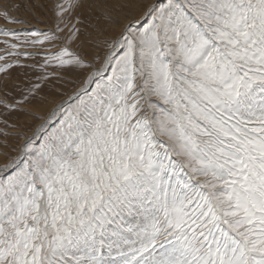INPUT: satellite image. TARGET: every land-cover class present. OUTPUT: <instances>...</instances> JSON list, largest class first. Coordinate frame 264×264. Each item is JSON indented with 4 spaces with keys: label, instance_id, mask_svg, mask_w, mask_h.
<instances>
[{
    "label": "snow or ice",
    "instance_id": "1",
    "mask_svg": "<svg viewBox=\"0 0 264 264\" xmlns=\"http://www.w3.org/2000/svg\"><path fill=\"white\" fill-rule=\"evenodd\" d=\"M80 6L58 0L55 31L2 30L62 41L41 68L86 75L0 166V264H264V0L124 5L94 61L70 47Z\"/></svg>",
    "mask_w": 264,
    "mask_h": 264
},
{
    "label": "rangeland",
    "instance_id": "2",
    "mask_svg": "<svg viewBox=\"0 0 264 264\" xmlns=\"http://www.w3.org/2000/svg\"><path fill=\"white\" fill-rule=\"evenodd\" d=\"M57 2L58 0H0V5L21 3L23 7L17 11H12L11 15L16 17L17 20L25 21V23H10L0 16V56L5 57L4 60H0V64L19 61L18 64L14 63V66L8 69L6 73H0V129L9 133L8 136L0 134V166L8 162L10 158L18 155L22 145L21 142L23 141L22 136H31L37 121L43 114L47 113L46 109L38 111L33 106L44 105L45 107H49L55 101H58L60 104L67 101L69 94L77 90L80 86L81 78L86 75L82 70L73 67L60 68L49 66L41 68L44 57L57 53L62 46V41L45 42L43 46L36 47H32L30 43H21L25 32L34 30L55 31L54 25L57 19L55 16V4ZM80 3L82 6L75 9L72 13V21L74 22L76 17L80 18L82 21L80 24L81 38H84L91 32L92 27L94 28L93 23L95 22L92 19L96 20V18H99V13L95 11L94 16L89 17V2L85 3V1L82 2L80 0ZM85 9L86 12L84 11ZM32 10L41 12V14L45 10L50 16L43 21L39 19V16L37 18L34 17ZM4 29H11L19 34L21 41H16L11 36L3 35L2 30ZM98 29L100 28L98 27ZM65 34L60 33L59 35L63 36ZM109 37L105 36L103 39ZM3 41L21 43V46L16 51L30 53L31 55H20L19 57L9 55L8 53L11 49ZM77 44H73L70 47L72 50L79 52L88 61H94L95 57L98 54L103 55L105 50V46H103V51L101 49L94 55L86 56L82 50L75 47ZM45 73H54V75L47 80L38 79ZM36 83H39L41 88L35 97H30V102L18 104L17 102L23 98V95L27 94L28 88ZM6 105H15V107L10 109ZM5 121H7V124L4 123ZM9 125H13V127H9ZM5 144L7 147H5Z\"/></svg>",
    "mask_w": 264,
    "mask_h": 264
},
{
    "label": "bare ground",
    "instance_id": "3",
    "mask_svg": "<svg viewBox=\"0 0 264 264\" xmlns=\"http://www.w3.org/2000/svg\"><path fill=\"white\" fill-rule=\"evenodd\" d=\"M84 1L85 3L89 2L90 8L88 9L91 15V16L88 15L89 17L94 16L95 11L99 13L98 14L99 18H96V20L94 18L92 19L95 23H93L94 28L92 27V30H90L91 32L87 35V37L81 38L80 41L77 42L78 44L76 46L74 45L75 47H78L80 50H82L86 56H91L92 54L94 55L95 53L100 51L104 46L102 43H100V41H102L105 36L113 37L115 35H118L123 25L127 23V20L132 18L131 16L128 15V13L132 9L130 7H123L124 5L153 2V0H82V2ZM84 11L86 12V9ZM32 13L34 14V17L37 18L39 16L40 17L39 19L43 21L50 16V14L47 13V11L45 10L43 11V14H41V12H36L35 10ZM109 16L111 17V19L108 18ZM114 21L116 23H114ZM98 27L100 29H98ZM74 92L69 94V98L73 95ZM59 104L60 103H58V101H55L54 103L50 104L49 107H45L44 105L33 106V107L35 110L37 109L38 111L42 109L43 110L46 109L47 113L45 112L46 114H43L42 117L44 119H47L49 114L52 112V110ZM40 123H42L41 119L37 121L35 127ZM23 143L24 140L21 142V144Z\"/></svg>",
    "mask_w": 264,
    "mask_h": 264
},
{
    "label": "water",
    "instance_id": "4",
    "mask_svg": "<svg viewBox=\"0 0 264 264\" xmlns=\"http://www.w3.org/2000/svg\"><path fill=\"white\" fill-rule=\"evenodd\" d=\"M67 101H69V99Z\"/></svg>",
    "mask_w": 264,
    "mask_h": 264
}]
</instances>
